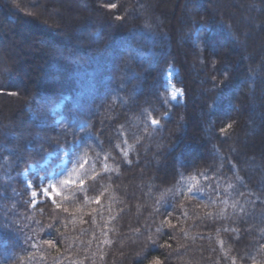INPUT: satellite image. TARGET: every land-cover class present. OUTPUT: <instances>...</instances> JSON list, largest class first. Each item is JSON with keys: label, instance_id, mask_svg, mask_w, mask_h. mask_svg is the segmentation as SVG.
<instances>
[{"label": "trees", "instance_id": "trees-1", "mask_svg": "<svg viewBox=\"0 0 264 264\" xmlns=\"http://www.w3.org/2000/svg\"><path fill=\"white\" fill-rule=\"evenodd\" d=\"M151 1L0 0V264H264V0ZM77 144L83 182L33 204Z\"/></svg>", "mask_w": 264, "mask_h": 264}, {"label": "rangeland", "instance_id": "rangeland-1", "mask_svg": "<svg viewBox=\"0 0 264 264\" xmlns=\"http://www.w3.org/2000/svg\"><path fill=\"white\" fill-rule=\"evenodd\" d=\"M159 3H161V0H153L149 2L146 7L147 9H152L156 4ZM53 14H55L53 10L45 12L43 9L40 10L38 19L43 21L46 16ZM57 21L59 22V20ZM31 24L32 23H29L28 21L24 22V25L27 26V29L21 31L19 41L22 45L21 47L19 45V48L16 50V53H21V57H18L15 53L16 58L14 57L13 60V62L17 63L18 66H21L22 62H24V67H17L20 71L22 68H25L26 60L35 59L33 51H29L27 46L37 43L38 37L35 34H39V32H37V30H33V25ZM22 46L25 48V50H27L24 51ZM49 47V45H46L44 47V53H50ZM23 71L24 70L22 69V73ZM177 74V68L170 67L168 69L165 75V87L172 102L182 103L184 101L183 90L174 82ZM60 107L61 105H59L56 109H59ZM56 121H61V117H58ZM78 147L79 144H77L76 147H73L70 150H65L62 154L61 159L54 162L52 165H50L51 158L54 155H49L48 158L40 165H31L29 169L24 171L23 178L25 181V185L30 193L33 204H37L45 200L55 201L56 198L60 196L67 187L79 185L83 182L84 169L88 161L80 155ZM64 181H71V183H64ZM52 185L56 186L55 191L53 190ZM45 188L48 190L47 194H45V192L43 191V189ZM33 193L37 194L33 195Z\"/></svg>", "mask_w": 264, "mask_h": 264}, {"label": "bare ground", "instance_id": "bare-ground-1", "mask_svg": "<svg viewBox=\"0 0 264 264\" xmlns=\"http://www.w3.org/2000/svg\"><path fill=\"white\" fill-rule=\"evenodd\" d=\"M263 127H264V124L260 127V130H262ZM191 131H192V130H191V123L189 122L187 132H186V134H185V136H184V139H185V140H187V139H191V137H190ZM260 132H261V131H260Z\"/></svg>", "mask_w": 264, "mask_h": 264}, {"label": "snow or ice", "instance_id": "snow-or-ice-1", "mask_svg": "<svg viewBox=\"0 0 264 264\" xmlns=\"http://www.w3.org/2000/svg\"><path fill=\"white\" fill-rule=\"evenodd\" d=\"M112 7H114V5H112ZM155 122V121H154ZM64 183H71V181H64ZM53 190H56V186L52 185ZM43 191L45 192V194H47L48 190L45 188L43 189ZM37 193H33V195H36Z\"/></svg>", "mask_w": 264, "mask_h": 264}]
</instances>
